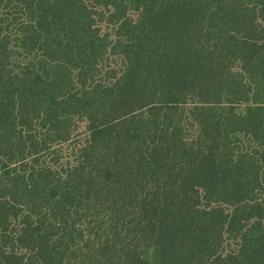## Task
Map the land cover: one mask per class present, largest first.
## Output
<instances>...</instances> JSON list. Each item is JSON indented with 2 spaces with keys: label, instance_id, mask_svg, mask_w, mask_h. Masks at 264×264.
Wrapping results in <instances>:
<instances>
[{
  "label": "trees",
  "instance_id": "trees-1",
  "mask_svg": "<svg viewBox=\"0 0 264 264\" xmlns=\"http://www.w3.org/2000/svg\"><path fill=\"white\" fill-rule=\"evenodd\" d=\"M0 264H264V0H0Z\"/></svg>",
  "mask_w": 264,
  "mask_h": 264
}]
</instances>
